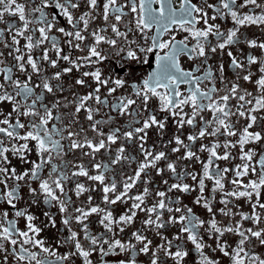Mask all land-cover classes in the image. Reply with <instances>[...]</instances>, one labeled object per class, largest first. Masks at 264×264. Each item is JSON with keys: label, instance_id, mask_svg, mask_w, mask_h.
<instances>
[{"label": "snow or ice", "instance_id": "obj_1", "mask_svg": "<svg viewBox=\"0 0 264 264\" xmlns=\"http://www.w3.org/2000/svg\"><path fill=\"white\" fill-rule=\"evenodd\" d=\"M204 5L197 6L192 0H180L178 7L176 0H124L123 3L119 0H28V4L0 0V23L6 24L5 28H0V44L13 60L11 66L6 65L5 53L0 51V75L3 77L0 105H11V111H0V185H3L0 202L13 209L15 217L10 219L9 211H0L3 264H8L9 256L17 264H74L73 258L77 256L82 258L83 264H93L90 257L97 252L101 264H108L105 257L121 254L128 255L116 264H137L136 257L141 253L148 256L150 264H165L161 253L174 264H188V260H193L194 264H221L216 252L230 264H264V254L255 251L257 242L264 246V202H261L264 152L257 153L253 148L245 150L250 144L264 148L261 143L264 141V56L249 54L245 63L232 51H227L234 80L225 77L223 63L218 66L209 63L212 54L218 51L223 54L225 49L239 44L242 39L248 48L264 51V42L245 39L241 33L242 27L264 26V3L218 0L213 4L204 0ZM82 6L86 10L77 15ZM246 8L249 9L247 12L241 11ZM209 9L212 15H209ZM5 15L18 17L19 23L5 22ZM60 17L66 21V26ZM229 17L234 26L226 31L214 23L218 18ZM97 19L102 20V24L93 26ZM153 29L154 34L150 35ZM173 30L187 35L177 39L171 34L164 39ZM6 33L11 36L10 43ZM210 37H215L214 44ZM21 40L25 41L22 46ZM189 40L194 41L191 46ZM65 45L68 51H65ZM102 45H108V50ZM36 50H40L39 55H34ZM50 53H54L55 58ZM181 55L203 59L192 69L185 70L180 64ZM113 57L117 58L116 65L109 67L108 72L114 73L115 78L106 75L99 66ZM151 57H154V68L137 81L135 74L139 69L135 65L152 67ZM44 64L55 71L48 73ZM253 65H257V72L252 71ZM116 67L120 72L115 71ZM16 72L25 74V79L15 78ZM74 72L79 76L74 78ZM257 73L258 77L254 79ZM34 75L39 82L33 85ZM66 77L73 81L67 86ZM217 81L222 87H217ZM245 83L254 85V91L244 87ZM126 85L130 87V93L115 97L110 105L108 97ZM182 85L186 86L183 91ZM66 87L71 99L68 96L59 98ZM77 88L92 90L81 95L73 91ZM102 89H106V95L102 96ZM153 99L158 101L157 108L150 110L149 103ZM70 105L75 106L74 112L60 111ZM102 108L130 117L123 131L119 127L110 128L107 133L103 131V126L115 117L109 114L107 119H96ZM82 111L89 122L87 129L77 119ZM206 114H210V118ZM22 117L27 123L22 122ZM241 119L247 123L238 129L237 123ZM66 120L70 121L67 125ZM170 120L176 127L169 135ZM72 125L78 127L73 129ZM255 128L260 130H253ZM89 130L95 135H87ZM150 130H154L159 138V148L155 143L148 144ZM209 137L215 139L210 144L199 143L197 149L198 142ZM232 137L237 139L232 140ZM118 141L134 145L142 159L127 152L124 143L113 152L112 145ZM29 142H34L32 147ZM237 147L241 163L221 167L217 162L231 163L236 158L232 150ZM33 148L37 159L29 160ZM220 149H223L222 153ZM102 150L107 161H97V154ZM76 152H79L76 158L79 162L65 159ZM8 153L31 167L18 173L16 167L11 166ZM200 153H207L206 161ZM57 159L59 164L55 162ZM182 161L199 163L200 172L189 171ZM125 164L136 165L132 174L123 171ZM116 165L120 169L114 171ZM46 168L49 171L44 176ZM169 173L171 176L166 179ZM80 177L99 186L104 207L93 204V197L89 195L86 206L72 209L76 213L73 216L69 212L73 201L66 191L67 183L75 184L77 198L86 192L97 191L96 187L80 182ZM156 177L167 186L166 190L152 187ZM189 177L195 187L184 182ZM245 177H250L246 183ZM26 178L38 183V188L29 184L32 204L38 203L36 197L41 196L44 204L58 206L61 223L69 233L63 240L70 249L68 252L59 254L56 249L46 246L44 239L37 238L43 231L34 223L37 217L28 209L17 208L16 202L22 199L20 182ZM169 179L174 182L169 183ZM9 180L14 186L9 187ZM206 181L212 182L209 196L205 195ZM226 182L233 186L231 191L226 190ZM133 189H137L135 194H131ZM173 191L183 194L198 191L194 204L205 209L210 219H201L187 205L176 206L181 204V199L179 196L170 198L168 193ZM217 192L222 194L219 200L222 207L219 208L215 207ZM149 198L154 201L151 205L147 203ZM241 199L251 206L250 213L234 211L239 208L235 201ZM118 204L129 206L117 215L113 206ZM138 213H144L145 219L141 221L142 229L131 232L136 243L131 239L124 242L118 235L134 224ZM165 213L169 214L167 219H164ZM218 214L228 222L219 221ZM92 215L99 217L103 232L93 234L89 229L86 221ZM44 216L55 228V216L50 212H45ZM19 218L26 221V230L17 226ZM73 219L80 226L79 232L72 228ZM245 222L252 226L245 227ZM170 224L180 225L178 234L172 239L161 232ZM145 229L155 231L163 243L153 247V241L144 234ZM201 229L204 235H201ZM81 232L87 245L80 238ZM229 234L237 236L238 240L230 243L225 239ZM188 243L192 245L191 249L187 247ZM193 251L196 258L192 256Z\"/></svg>", "mask_w": 264, "mask_h": 264}, {"label": "flooded vegetation", "instance_id": "obj_2", "mask_svg": "<svg viewBox=\"0 0 264 264\" xmlns=\"http://www.w3.org/2000/svg\"><path fill=\"white\" fill-rule=\"evenodd\" d=\"M18 2L20 3H25L28 4V0H18ZM102 2V0H101ZM120 3H123L124 0H119ZM180 0H176V6L178 7ZM193 3L197 4V6H201L204 7V0H192ZM238 2H242V0H238ZM258 2L260 3H264V0H258ZM208 3H213L216 4L218 3V0H208ZM154 7H158V5H154ZM252 6H249V8H251ZM86 10V8H84L82 6V8L80 10L77 11V15H79L80 11ZM249 9H242V12H247ZM209 15H212V11L209 9ZM257 12H259L260 10L257 9ZM61 23L64 24L66 26V21L63 20L62 17L59 18ZM5 22H9V21H16L17 23H19L18 21V17H10L8 15H5L4 17ZM214 23L219 24L220 28L222 31H226L228 28L233 27V23L229 18L226 19H217L216 21H214ZM102 24V20L97 19L95 21V24L93 26L96 25H100ZM201 25H198V27ZM6 24L5 23H0V28H5ZM121 29L123 30V24L121 25ZM154 29H153V33L154 34ZM241 33H243V36L245 39H257L258 42H264V26H260L257 27L255 25L252 26H246V27H242L241 28ZM171 34H175L177 36V39H182L185 35H187L186 33L183 32H176L175 30H173L172 33H169L167 35H165L164 39H168L169 35ZM109 36H111V32L109 31L108 33ZM7 40L10 43L11 42V36L10 34H7ZM38 36V33H37ZM138 37V34H137ZM137 37H133L130 36V38H137ZM210 40L212 41V43H215V37H210ZM25 43L24 40H21V46ZM194 43V41L189 40V46H191ZM102 47L107 51L108 50V45H102ZM232 51L233 55L237 56L240 60L245 61L246 63V57L249 54H254L256 56H264V51L260 50V49H250L248 48L247 44L244 42V40L242 39L241 42L237 45H233L228 49L224 50V53L221 54L219 53V51L216 54H212L211 59L209 60V63L213 64L214 66H218L220 63L224 64L225 67V77L227 79H231L234 80L235 76L233 71L231 70V68L229 67L230 65V57L227 56V51ZM0 51H3L5 53V63L8 66H11L13 63L12 57L7 56V49L3 48V45L0 44ZM65 51H68L67 46L65 45ZM40 54V50H36L34 52V55H39ZM50 55L53 56V58H55L54 53H50ZM76 55H80V53H76ZM203 58H199V59H189L187 55H181L179 57L180 60V64L181 66L185 69V70H190L193 67L196 66V64L201 63V60ZM150 60L152 61V67H149L148 65H135L139 70L136 72L135 77L136 80L138 81L141 77V75H146L147 72L151 71L154 68V57H151ZM116 61L117 58L113 57L111 61H106L104 64L99 65L100 67L103 68V70L105 71V74H111L114 76L115 78V74L114 73H109L108 72V68L109 67H115L116 65ZM46 69L48 73L54 72V69L48 68L46 64L43 65ZM62 66H67L64 65L62 63ZM30 71V69H29ZM83 71V69H82ZM116 72H120V69L118 67L115 68ZM252 71L253 72H257V65H253L252 66ZM218 74V73H217ZM79 73H73V77H78ZM121 77H123V73H121ZM258 77V73L257 76H254V79ZM15 78H19L21 80L25 79V74L23 73H19L16 72L15 73ZM3 82V77L2 75H0V83ZM39 82V78L37 76H33V81L32 84H36ZM72 80H69L67 77L65 78V85L67 86V84L72 83ZM91 82V81H90ZM53 83H56L55 81H53ZM210 86V85H208ZM217 87H222V85H220L219 81H217ZM244 87H246L248 90L250 91H254V85L252 84H244ZM186 88V86L182 85L181 86V90L183 91ZM91 88H77V89H73V91H78L81 95L86 94L88 91H91ZM37 93H39V89L36 90ZM102 96L106 95V89H102ZM130 93V87L128 85L125 86V88L123 89H118V91L116 93L113 94L112 97H108L109 99V104L111 105L114 100L115 97L121 96V95H128ZM63 96H68L69 99H71V95L69 94V91L67 90L66 87V91L63 93V95H61L59 98L63 99ZM49 101L52 100L51 95L48 96ZM91 104H93V106L95 107L94 102H89ZM233 103H235V101H233ZM157 104L158 101H156L155 99H153L152 101H150L149 103V109H156L157 108ZM135 107V106H134ZM74 105H70L69 108L65 109V108H61V112L62 113H71L74 112ZM188 109H186L187 111ZM0 111H4L5 113L11 111V105L10 104H3L0 105ZM112 115L113 117H115V119L107 125L103 126V131L105 133H107L109 131L110 128H116L119 127L121 128V131L124 130V126H126L128 124V121L130 119V117L128 116H120L117 112L111 111L110 108H102L100 113L96 116V119H107L108 115ZM264 114V113H262ZM55 115V113H54ZM144 115H147V113H145ZM207 118H210V114H206ZM77 119L79 120L80 124L83 125V127L85 129L88 128L89 122L86 120L85 118V113L82 111L80 113V115L77 117ZM235 120V117L233 118ZM22 122L27 123V120L25 118H21ZM52 123H55V121H53ZM70 121H65V124H69ZM246 121L241 119L239 121V123H237V128L240 129L242 128L244 125H246ZM139 126V125H137ZM49 127H51V124L49 125ZM78 127V125H72L73 129H76ZM175 123L173 121L170 120L169 125H168V133L169 135L175 131ZM253 130L259 131L260 128H255ZM185 131H187V129H185ZM66 135V133H65ZM87 135L94 136L95 134L92 133L90 130L87 132ZM168 137L165 136V139H167ZM215 138L209 137L208 139H205L203 141L198 142L197 144V149L199 147V143H205V144H210ZM232 140H236L237 137H232ZM7 143V141H6ZM13 143H15V141H13ZM22 143V142H21ZM64 143H67V141H65ZM121 143L125 144L126 147V151L131 153L132 155H135L137 157V159H142L141 156H139L138 153V149L134 146V145H128L126 142L124 141H118L117 144L112 145V150L113 152L115 151V149L117 147L120 146ZM153 143L156 144V147L159 148V138L155 135L154 130H150L149 131V141L148 144L152 145ZM261 143H264V141H262ZM34 144V142H29V146L32 147ZM249 148H253L257 151V153H261L264 152V148H262L259 144H250V145H246L245 150H248ZM221 153L223 151V149L219 150ZM233 154L236 157L235 159H233L231 161V163L229 162H225V161H218L217 163L221 166V167H232L236 164H240L241 161L239 159V148L237 147L236 149H233ZM10 160L12 161V165L16 167L17 172H21L25 169H28L31 167V164H25V163H21L17 157L12 156L11 153H8ZM201 158L203 160L206 161L207 159V153H200ZM79 156V152L73 153L71 155H68L65 157V159L67 160H76V158ZM107 156L105 155V153L103 152V150L101 151V153L97 154V161H107ZM29 160H35L37 159L36 154H35V150L33 148L32 153L28 156ZM258 159V156L255 158ZM88 158L85 157L84 161L87 162ZM57 164L60 163V161L57 159L55 161ZM76 162H79L78 160H76ZM182 165H188V170L189 171H196V172H200L201 170V165L199 163H190V162H186V161H182L181 162ZM136 167L135 164H132L131 167H129L127 164H125L123 171L127 174H132L133 169ZM120 166L116 165L114 166V171L115 170H119ZM49 169L46 168L43 175L47 176ZM94 174V173H93ZM112 173H110L109 175H111ZM152 175L155 176V173L152 172ZM171 176V174L169 173L168 175L165 176L166 179H168ZM232 178L231 174H229V180ZM250 177H245L244 178V182L246 183L247 180ZM254 178V177H251ZM117 179H119V177H117ZM80 182L85 183L86 186L91 185L92 187H96L97 191L94 192H86L84 194H82L79 198L76 197L75 192H74V188H75V184L73 182H69L66 185V191H68V194L71 196L73 204L69 207V212H72V209L74 207H80V206H86L87 204V197L89 195H91L93 197V204H100L101 207H104V205L101 203V197H102V193L99 191V186L95 184V182H91V181H87V179L85 177H80L79 178ZM174 182V179H169V183ZM184 182L192 184L193 187H195L194 182L189 178H187ZM9 187L14 186V182L9 180L8 181ZM29 184L31 185L32 188H38V183L37 182H31V181H22L20 182V195L22 197V199H20L19 201H17V208L18 209H28V211L35 215L37 217V219L34 221V223L43 229V231L41 232L40 236L37 237L38 239H44L46 241V246L54 248L58 251L59 254H64L66 252H68L70 249L67 245L63 244V240L69 235L67 228L64 227V225L61 223L62 221V215L59 213V209L58 206H50V205H46L43 203V198L41 196H37L36 199L38 201V203L36 204H32L31 201L33 199V197L30 195L29 193ZM206 184L208 186V188L206 189L205 195L209 196L210 195V189L212 187V182L211 181H206ZM159 187L160 190H166L165 185H162L160 183V178L156 177V183L154 185H152V187ZM232 185L230 183L226 182V190L231 191L232 190ZM3 188V185H0V189ZM140 190L142 191V188H140ZM137 192V189H133V192L131 194H135ZM198 195V191L195 192H191V193H187V194H183V193H179L176 191H173L171 193H168V196L172 199H175L176 197H180L181 199V204L180 205H176L179 207H183L184 205H187L188 207H192L193 211L196 215H198L201 219L204 220H208L210 219V214L203 209L201 206H198L196 204H194V200L196 198V196ZM222 194L217 192L216 193V199H215V207L219 208L222 207V205L219 204V200L221 199ZM153 199L149 198L147 200V203L149 205H151V203H153ZM261 202H264V192H262L261 195ZM131 201H129V205H130ZM236 204L239 205V208L234 209V211H244V212H251V206L244 200H238L235 201ZM129 205H125V204H118L113 206L116 210L115 214H120L122 213ZM7 210L9 211V218L10 219H14V210L11 209L6 203L4 202H0V211H4ZM45 212H50L51 214H53L55 216V220H56V227L53 228L51 227V225H49L48 223V219L47 217L44 216ZM73 216L76 215V213L72 212ZM168 213H165L164 219H167L168 217ZM171 215H175V216H179V213H172ZM145 219V214L144 213H138V218L137 220L134 222L133 225H131L130 227L126 228L124 233H120L118 235V238H121L124 242H127L129 239H131L132 243H136V241L134 239L131 238V232L136 231L137 229H142V224L141 221ZM217 219L219 221H222L224 223H227L228 220L227 218L221 217L219 216V214L217 215ZM236 219H239V217H236ZM25 223L26 221L22 218L17 219V226L19 228H21L22 230H26L25 229ZM86 223H88L89 229L91 230V232L93 234H99L100 232H103L104 229L102 228V226L99 224V217L96 215H92L88 218V221H86ZM252 226L249 222H245V227H250ZM264 226V225H262ZM180 225L179 224H170L167 225L165 229H162L161 232L164 236H166L168 239H172L174 236H176L178 234V229H179ZM205 227H207V224L205 225ZM72 228L73 230L76 231H80V226L76 224L75 220L73 219L72 221ZM201 235H204V230L201 229ZM144 234L148 236L149 239H151L153 241V247H156L157 245L163 243V241L161 240L160 236H157L155 231L152 230H144ZM110 235V234H108ZM80 238L82 240V242L87 245V241H83V233H80ZM225 239H228L230 243H233L234 241L238 240L237 236L234 235H227L225 237ZM211 243L214 244V241H212ZM140 245L137 244V248H139ZM187 247L189 249L192 248V245L190 243L187 244ZM34 251H38V249H33ZM255 251L259 254H264V246H260L258 244V242L256 243L255 246ZM3 253H0V264H3ZM128 254H121L120 256H109V257H105L104 259L108 261V264H116V261L119 259H125L126 256ZM150 255V253H149ZM161 258L165 261V264H174V262L172 260H170L167 257L163 256V253L160 254ZM192 256L193 258H196V253L193 251L192 252ZM215 256L217 259L221 260V264H230V262L228 261L227 258H223L222 255L219 252L215 253ZM93 260V264H101V258L99 253H94L92 255V257H90ZM137 264H150L149 262V258L147 255L144 254H139L137 257ZM74 264H83L82 258L80 257H74L73 258ZM8 264H17V262L11 257L9 256V260H8ZM188 264H194L193 260H188Z\"/></svg>", "mask_w": 264, "mask_h": 264}]
</instances>
